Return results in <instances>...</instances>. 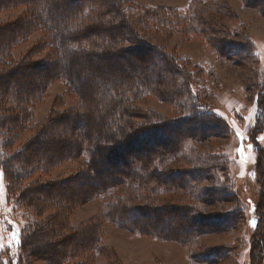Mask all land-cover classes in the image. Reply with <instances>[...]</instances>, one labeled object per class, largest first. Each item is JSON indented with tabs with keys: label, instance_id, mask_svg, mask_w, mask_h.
Here are the masks:
<instances>
[{
	"label": "trees",
	"instance_id": "16d2710c",
	"mask_svg": "<svg viewBox=\"0 0 264 264\" xmlns=\"http://www.w3.org/2000/svg\"><path fill=\"white\" fill-rule=\"evenodd\" d=\"M219 2L193 0L182 15L179 8H141L127 0L0 2V10L26 8L18 18L0 21V169L5 171L10 199L36 207L40 214L51 212L42 225L22 231L23 255L48 264H69L88 254L86 260L77 264H95V251L106 264H123L113 249L103 243L105 222H117L133 233L159 240H175L171 238V223L165 228L168 212L174 215L171 219L182 220L183 228L199 234L220 230L226 222L240 217L241 211L237 210L219 218L214 216L216 221L192 211L186 204L155 206L140 195L141 187H149L152 182L156 183L150 196L172 187L170 183L171 187L167 186V179L175 177L167 176L162 169L167 162V146L170 154H181L185 139L229 134L223 118L201 103L203 91L190 81L177 59L142 35L154 24L194 37L208 36L206 33L211 31L210 37L216 39L213 48L222 58H234L235 53L256 57L252 44L251 48L249 43L233 42L218 30L216 14L219 8L226 10L225 4ZM252 7L264 12V1H257ZM213 26L217 30H212ZM37 33L41 36L36 44L17 59L14 50ZM42 56L39 61L35 59ZM34 70L41 71L39 80L33 77ZM56 82H62L65 89L57 101L64 105L74 98L78 105L64 113L53 110L47 119L38 121L32 107L47 99ZM151 94L178 107L185 115L183 119L168 120L154 112H140L137 103ZM256 105L259 127H264V90ZM195 126L199 135L193 134ZM182 127L185 130H179ZM212 127L216 128L214 133ZM32 130L36 131L35 136L14 153L19 140ZM167 134L171 140L168 145ZM164 135L167 139L162 138ZM154 140H162L163 144L152 147ZM131 153L132 159L125 158ZM139 153L145 157L140 158ZM256 153L263 187L251 239V264H264V148L257 145ZM109 155L123 157L120 168H102L109 167ZM83 158L85 161L79 164L83 171L76 179L26 185L36 173L51 172L66 161ZM199 158L202 165L198 163L197 171L188 174L195 185L201 176L210 181L215 173H224L229 166L226 155ZM195 185L191 189H195L197 198L211 203L218 199L215 194H231L226 186L197 190ZM77 186L82 188L79 194L73 193ZM93 199L103 203L101 215L82 226L81 231L75 230L70 223L71 211ZM188 209L195 213L191 218H186ZM46 228H51L49 235L43 233ZM183 228L175 231L183 232ZM54 235L59 239H53ZM19 260L20 263L23 258Z\"/></svg>",
	"mask_w": 264,
	"mask_h": 264
},
{
	"label": "rangeland",
	"instance_id": "374dc122",
	"mask_svg": "<svg viewBox=\"0 0 264 264\" xmlns=\"http://www.w3.org/2000/svg\"><path fill=\"white\" fill-rule=\"evenodd\" d=\"M127 1L141 8H179L181 15L187 13L193 2V0ZM257 1L263 2L264 0H220L219 3L225 4L226 10L220 11L219 8L215 18L218 30L224 31L227 38L236 43H249L250 47L251 44L253 45L256 56L253 58L243 54L240 57L238 53H235L234 58H222L213 48V41L216 39L210 37L211 31L206 33L208 36L194 37L182 35L164 25L154 24L144 29L143 34L141 33L155 45L164 47L168 54L177 59V62L185 69L190 81L198 90L203 91L200 98L201 103L209 105L211 110L223 118L229 126V134L225 136L185 139L182 142L184 149L181 154H170V147L167 146V162L162 169L166 170L167 176L175 177L167 179V186L172 187L157 190L158 193L150 196L152 186L156 183L152 182L149 187H141V197L153 201L155 206L186 204L192 211L197 210L201 216L212 219L234 213L237 210L241 211V215L229 223L226 222L220 230L199 234L191 233V229L186 226L183 228L182 220L171 219L173 213L168 212L167 223H164L165 228H168L167 226L171 223V230H173L171 238L176 241L172 239L159 240L149 235L133 233L117 222H105L103 243L113 249L123 264L252 263L251 239L257 226L256 208L259 206L263 187L262 178L258 175L256 168L258 159L256 147L260 145L264 148V140L261 139L264 137V127H259V114L256 105L257 97L264 90V12L252 7ZM25 11L26 8L23 7L15 10L1 9L0 21L14 20ZM213 28L211 29L217 30L215 26ZM40 36L39 33L31 36L27 43L14 50V56L21 59L36 44ZM35 59L39 61L43 59V56ZM40 76L41 71L34 70L35 80H39ZM63 91L65 89L62 82L52 84L47 99L40 105L32 107L38 121L47 119L53 110L64 113L78 105V100L74 98L68 99L64 105L61 104V101H57ZM137 106L140 112H154L168 120L183 119L185 116L174 104L169 101L163 102L152 94L140 100ZM190 128L192 129V127ZM195 129L196 132L193 134L199 135L198 126H195ZM179 130H185V128L182 127ZM215 131L216 128L212 127V133ZM203 133L206 134L205 131ZM35 134V130L26 133L13 148L14 153L19 151L23 144L27 143ZM162 138H168L165 141L167 145L168 141H171L169 134H167V138L166 135ZM152 144H155L152 147H157L163 142L154 140ZM213 154L227 156L229 166L226 172L215 173L210 181L201 176L200 182L195 185L188 177L189 172L197 171L196 167L202 165V160L199 157L212 156ZM131 155L132 153L125 158L132 159L133 155L132 157ZM139 155L142 159L145 157V154L139 153ZM107 159H109L107 162L109 167H102L105 170L112 168L114 171L116 167H121L123 157L109 155ZM190 159L193 161L190 162ZM82 161H85L84 158L77 161L69 160L51 172L36 173L27 181L26 185L34 181L50 183L56 180H73L83 171L79 167ZM178 173L182 175L177 176ZM195 178L196 176H194ZM194 185L197 190L204 187L226 186L231 194L227 196L215 194L214 196L218 199L211 203L208 199L197 198L194 193L195 189H191ZM81 190L82 188L77 186L73 193L79 194ZM231 195L232 197H230ZM140 202H135V204ZM102 205L100 200L93 199L75 206L70 216V223L75 230L81 231L82 226H87L90 220L100 216ZM189 209L186 218H191L195 214L189 212ZM50 215L51 212L48 210L40 214L36 207L23 206L18 204L15 199H10L7 194L6 174L4 170L0 169L1 264H48L44 260L30 259L27 254L23 255L20 250V242L22 231L25 233L27 230H34L37 225H42ZM188 224L190 225L191 222ZM212 226H215L214 223ZM180 227L183 228V232L175 231ZM49 231L51 228H46L43 233L49 235ZM53 239H59V237L54 235ZM92 255L95 258V264H106L98 252L94 251ZM87 256L88 254L80 257L77 262L81 263L86 260ZM20 257L23 260L19 263ZM77 262L69 264H77Z\"/></svg>",
	"mask_w": 264,
	"mask_h": 264
},
{
	"label": "snow or ice",
	"instance_id": "6c2138e0",
	"mask_svg": "<svg viewBox=\"0 0 264 264\" xmlns=\"http://www.w3.org/2000/svg\"><path fill=\"white\" fill-rule=\"evenodd\" d=\"M262 140H264V137H261Z\"/></svg>",
	"mask_w": 264,
	"mask_h": 264
}]
</instances>
